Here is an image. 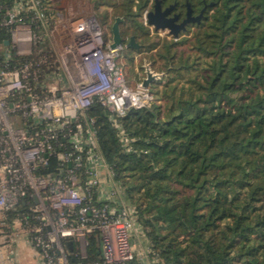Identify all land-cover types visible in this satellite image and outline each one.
Instances as JSON below:
<instances>
[{
    "label": "trees",
    "instance_id": "obj_1",
    "mask_svg": "<svg viewBox=\"0 0 264 264\" xmlns=\"http://www.w3.org/2000/svg\"><path fill=\"white\" fill-rule=\"evenodd\" d=\"M101 26L121 18L134 66L145 53L164 78L150 108L123 117L95 103L101 153L138 213L159 264H264V0H159L193 16L179 39L143 22L156 0H90ZM53 17L60 0H41ZM8 36L0 32V46ZM126 65V63H125ZM129 140L125 146L123 137ZM94 239L90 259L98 258ZM137 264V263H136Z\"/></svg>",
    "mask_w": 264,
    "mask_h": 264
},
{
    "label": "built area",
    "instance_id": "obj_2",
    "mask_svg": "<svg viewBox=\"0 0 264 264\" xmlns=\"http://www.w3.org/2000/svg\"><path fill=\"white\" fill-rule=\"evenodd\" d=\"M0 32V264H21L23 241L39 264H159L138 249L143 230L123 189H108L113 172L87 113L151 107L150 89L131 87L119 62L127 46L112 49L71 2L53 17L41 0H0Z\"/></svg>",
    "mask_w": 264,
    "mask_h": 264
},
{
    "label": "water",
    "instance_id": "obj_3",
    "mask_svg": "<svg viewBox=\"0 0 264 264\" xmlns=\"http://www.w3.org/2000/svg\"><path fill=\"white\" fill-rule=\"evenodd\" d=\"M187 8L188 10H187L186 18L181 23H178L180 19L179 14H176L172 18H169V16L175 10V6H170L167 9L163 10L161 2L159 0H156L154 9L148 15V24L149 26L154 27V29L157 32L169 31V33L175 39H179L181 33L187 30L188 25L200 24L204 16L205 10H203L199 16H193L192 9L189 4L187 5ZM121 22L122 19L117 18L112 26V44H111L112 49H116L118 46L124 44L123 42L124 40L122 38V34L120 30ZM6 45H9V42H7ZM139 47L140 46L135 42L134 38H131L129 44L127 45V48L130 49H139ZM146 68H147L145 74L146 77L142 80V87L144 89H150L153 83L160 80L161 76L153 72L150 69L149 65ZM70 247L72 248V244H70Z\"/></svg>",
    "mask_w": 264,
    "mask_h": 264
},
{
    "label": "rangeland",
    "instance_id": "obj_4",
    "mask_svg": "<svg viewBox=\"0 0 264 264\" xmlns=\"http://www.w3.org/2000/svg\"><path fill=\"white\" fill-rule=\"evenodd\" d=\"M66 3H67L66 0H62V6L66 7ZM93 16H95V19H96L97 23L100 25L101 22H102L101 18H99V17L97 18L96 15H95V12H93ZM143 22L145 24L144 17H143ZM114 23L115 22L109 21V25L111 26V28H112ZM146 26H148L151 29V36L152 37L159 36L161 38H168V40H172L174 38L169 33V31H159V32H157L154 29V27H151L149 25H146ZM105 30L107 31L109 37L112 38V29L110 30L108 28H105ZM125 50L121 53L119 62H122V64H124V66H125V71H126V75H127V79H128V84L131 87H134L137 82H139L140 80L142 81L146 77V75H145L146 74V69H147L146 67L148 65H149L150 69L153 72H155V71L153 70V67H152L151 63L148 61L147 55L145 53H138L136 55L134 66L130 65L129 63H127L126 62V53L127 52ZM125 63H126V65H125ZM155 73L161 76L160 79L164 78V74L163 73H157V72H155ZM114 183L115 182H113L112 179H109L108 182H107L108 189H109L110 192L115 191L116 187L117 188H121L117 183L116 184H114ZM126 202L129 203L127 200H126ZM130 205H132V204H130ZM148 243L149 242L146 239V237L143 236L142 237L141 247H140V243L137 244L138 249L139 250L141 249L140 251L148 249L149 248L148 247L149 246ZM25 246H27V248H26V250H24L25 251L24 253L26 255L28 264H39L38 253L28 243H26V241H25ZM24 264H25V262H24Z\"/></svg>",
    "mask_w": 264,
    "mask_h": 264
},
{
    "label": "crops",
    "instance_id": "obj_5",
    "mask_svg": "<svg viewBox=\"0 0 264 264\" xmlns=\"http://www.w3.org/2000/svg\"><path fill=\"white\" fill-rule=\"evenodd\" d=\"M60 1H61V8H64V6H62V0ZM70 2L74 4L75 10L78 14L93 15L94 8L90 0H68L66 5ZM26 248L27 246H25V241H23L19 247V259L21 264H24V262L25 264H28L26 255L24 253L25 252L24 250H26Z\"/></svg>",
    "mask_w": 264,
    "mask_h": 264
},
{
    "label": "flooded vegetation",
    "instance_id": "obj_6",
    "mask_svg": "<svg viewBox=\"0 0 264 264\" xmlns=\"http://www.w3.org/2000/svg\"><path fill=\"white\" fill-rule=\"evenodd\" d=\"M168 8V7H167ZM167 8H163V10L167 9ZM178 14L175 10L172 12V14L169 16V18H172L174 15ZM186 17H181L180 16V19L178 21V23H181Z\"/></svg>",
    "mask_w": 264,
    "mask_h": 264
}]
</instances>
